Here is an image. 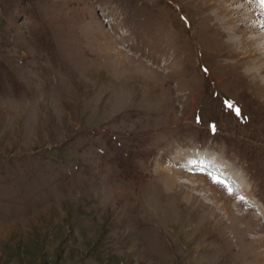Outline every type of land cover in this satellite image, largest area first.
I'll return each mask as SVG.
<instances>
[{
	"label": "rangeland",
	"instance_id": "obj_1",
	"mask_svg": "<svg viewBox=\"0 0 264 264\" xmlns=\"http://www.w3.org/2000/svg\"><path fill=\"white\" fill-rule=\"evenodd\" d=\"M244 2L0 0V264H264V74L214 15Z\"/></svg>",
	"mask_w": 264,
	"mask_h": 264
},
{
	"label": "bare ground",
	"instance_id": "obj_2",
	"mask_svg": "<svg viewBox=\"0 0 264 264\" xmlns=\"http://www.w3.org/2000/svg\"><path fill=\"white\" fill-rule=\"evenodd\" d=\"M220 1H221L220 4H216L219 7V9H220V6L223 5V3H225L226 1L232 2L235 0H220ZM244 1H245L244 4L246 6H244L243 8L245 9V11L243 12V8H239L237 11H235L236 17L234 18H237L238 20H243L244 19L243 14L246 11L250 10L251 12L249 13L247 12V14H245V15L251 16L249 20H252V21L261 20V22L257 26L248 27L249 30L247 29V27H243L242 24L240 25L236 24V22L234 21V18L231 15H229L230 17H226L225 13H230V11L233 12L232 8L223 9L222 12L217 11V13H215L214 15L218 19L220 26H222V29L220 32L221 36H226L228 38V41L225 44V46L229 45L235 48V52L233 51L234 56H237L238 53L240 55V53L242 52L244 54L240 55V58H249L248 60L249 65L247 69H245L246 70L245 74L251 75L253 79L257 81L259 76L261 74H264V61H262L264 58V5H261L259 3V0H244ZM211 4H214V1ZM257 5H259L258 9L255 8ZM257 32L258 33L261 32L260 36L258 37H253V36L248 35L249 33H257ZM215 38H216V41L220 43V41L218 40L219 38H218L217 33L215 35ZM239 59H236L235 61L236 64L239 62ZM262 82H263L262 84L264 85V79L262 80ZM216 156L218 157V155H216L213 151L208 150V151H202V152L200 151L197 154L196 152H191L190 156H188L187 158L188 159L196 158L198 160L200 159L201 161L199 160V162L201 164L202 163L205 164L206 160L212 161V159L215 158ZM167 167L173 168L174 166L169 164L167 165ZM179 171H182V170H180L179 168ZM232 180H234L235 182L234 185L240 186L242 187V189L248 188V184L244 183V181H242L241 179H238L239 180L238 181L236 178H233ZM243 186H247V187L244 188Z\"/></svg>",
	"mask_w": 264,
	"mask_h": 264
},
{
	"label": "snow or ice",
	"instance_id": "obj_3",
	"mask_svg": "<svg viewBox=\"0 0 264 264\" xmlns=\"http://www.w3.org/2000/svg\"><path fill=\"white\" fill-rule=\"evenodd\" d=\"M259 3L261 5H264V0H259ZM205 72H207L208 70L205 68L204 69ZM226 107L229 109V110H234V113L236 116H241L242 115V109L239 107V106H235L233 102L229 101L227 104H226ZM211 131L213 133H215L217 131V128H216V125L215 124H212L211 125ZM190 163L192 164H196L197 161L193 160L191 161ZM197 171L199 173H205V169L203 167H200L197 169ZM206 175L210 176L212 181L215 182L216 184H219V185H225L227 187V191L229 193H232L233 192V189L232 187L230 186V184L228 183L227 180H224V179H221L219 176L213 174V173H206ZM241 200L244 199V197H240Z\"/></svg>",
	"mask_w": 264,
	"mask_h": 264
}]
</instances>
